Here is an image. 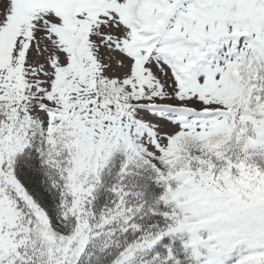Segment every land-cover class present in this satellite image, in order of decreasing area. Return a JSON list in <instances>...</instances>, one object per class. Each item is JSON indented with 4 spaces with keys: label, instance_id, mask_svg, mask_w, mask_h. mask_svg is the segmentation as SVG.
Segmentation results:
<instances>
[{
    "label": "snow or ice",
    "instance_id": "6c2138e0",
    "mask_svg": "<svg viewBox=\"0 0 264 264\" xmlns=\"http://www.w3.org/2000/svg\"><path fill=\"white\" fill-rule=\"evenodd\" d=\"M0 264H264V0H0Z\"/></svg>",
    "mask_w": 264,
    "mask_h": 264
}]
</instances>
